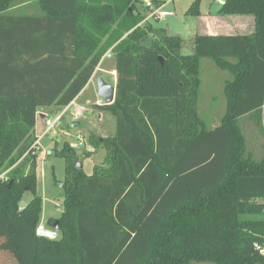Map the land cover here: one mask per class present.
<instances>
[{"label":"trees","instance_id":"1","mask_svg":"<svg viewBox=\"0 0 264 264\" xmlns=\"http://www.w3.org/2000/svg\"><path fill=\"white\" fill-rule=\"evenodd\" d=\"M14 1L0 0V173L10 170L0 179V258L264 264V156L254 159L238 124L254 114L264 133V0H224L218 15H250L254 31L196 34L188 55L179 36L144 21L143 0H32L44 15L17 18L7 13ZM187 13L199 15L195 1ZM107 51L115 98L97 108L112 115L113 136L92 142L105 155L91 175L66 143L54 148L65 162L63 210L47 225L59 238L39 239L37 112L78 100ZM204 58L231 77L212 129L197 108Z\"/></svg>","mask_w":264,"mask_h":264},{"label":"rangeland","instance_id":"2","mask_svg":"<svg viewBox=\"0 0 264 264\" xmlns=\"http://www.w3.org/2000/svg\"><path fill=\"white\" fill-rule=\"evenodd\" d=\"M144 1L138 4V10L141 14L148 15V9L144 8ZM152 1V0H148ZM163 5L165 11L171 12L173 16L161 20H149L153 27H164L168 34L179 36L182 39L181 54L188 55L192 52V43L196 33L201 32L203 25L201 19L219 18L225 19L224 24L208 20L205 24L208 27L206 31H213L220 34H250L255 29L254 18L250 15L220 16L218 10L223 2L220 0H157ZM156 1V2H157ZM197 4L199 15L189 14L188 9L191 4ZM38 7L32 0H15L8 10V14L24 13L28 9ZM203 23V22H202ZM222 26H221V25ZM114 65L113 59H105L99 70L93 78L82 96L71 104L68 108L58 109L56 107L46 108L43 113L55 117L63 112L60 123L53 132L41 138L39 147L35 151L36 157V182L37 194L41 197V215L39 224L50 228L46 222L57 220L63 210V191L61 184L65 178V162L60 156H55L54 148L60 151L63 144L66 143L73 149L77 162L85 175L93 173L94 166L100 165L103 161L105 150L103 145L95 148L92 142L97 139L110 138L114 133V119L110 113L97 108L99 105H105L104 102L96 96L97 75H102V79L109 85L114 86L115 81L109 74L110 68ZM200 79L198 98V112L204 120L208 129H212L220 124L225 113L226 100L223 94V87L226 81L231 79L228 72L220 70L207 58L200 60ZM97 69V68H96ZM98 101H101L98 103ZM240 130L245 137L247 147L252 151L255 160H260L264 156V133L258 126L256 115H246L238 120ZM43 126L38 124L36 131L40 135ZM82 136L85 145L76 146V138ZM37 146V145H36ZM88 155H85L87 154ZM90 154V155H89ZM24 159V158H23ZM26 160V159H25ZM21 161V160H20ZM19 161V162H20ZM28 162L24 165V172L29 170ZM10 171V170H9ZM0 173V179L8 177V172ZM31 199V194L25 192L19 206L24 207ZM6 260V257L0 258V264ZM11 264L10 261H5Z\"/></svg>","mask_w":264,"mask_h":264},{"label":"built area","instance_id":"3","mask_svg":"<svg viewBox=\"0 0 264 264\" xmlns=\"http://www.w3.org/2000/svg\"><path fill=\"white\" fill-rule=\"evenodd\" d=\"M144 8L148 9L149 13L148 15L145 17L144 21L147 20H161V19H165L167 17L173 16V14L171 12L165 11L163 9V5H155L152 1H148L145 0L144 1ZM105 59H111V53L110 51H107L103 57L101 58V60L99 61V64L97 67H99L100 65H102L103 61ZM109 74L112 76V79L115 81L116 80V72L115 71H110ZM93 77V76H92ZM91 77V78H92ZM91 80V79H90ZM101 101H98V103H100ZM42 115H44V119L42 122V126H43V131L39 137V139H37V141H35L32 145V148L34 149V151H36L37 148V144L38 141L45 137L46 135H48L49 132H53V130H55L57 128V126L60 123L61 117L63 115V112L56 115L55 117L53 116H49L46 113H43ZM76 146H83L85 145V140L82 136H78L76 138ZM35 235L36 237H38L39 239H43V240H47V241H57L58 240V233L56 230H54L53 228H47L42 224L37 225L36 229H35ZM260 252L262 254H264V248L260 250Z\"/></svg>","mask_w":264,"mask_h":264},{"label":"crops","instance_id":"4","mask_svg":"<svg viewBox=\"0 0 264 264\" xmlns=\"http://www.w3.org/2000/svg\"><path fill=\"white\" fill-rule=\"evenodd\" d=\"M220 2H222L221 0H220ZM164 4V3H163ZM9 15H11L12 17H23V16H25V17H42L43 15H44V13H43V11L40 9V7H33L32 9H28L26 12H24V13H18V14H9ZM202 21L200 22L203 26V29H202V31L201 32H198V33H196V34H203V35H217L215 32H213V31H206V30H208V27L206 26L205 27V24L206 23H209V21L208 20H213L214 22H219V23H221V24H224L225 22H224V20L225 19H219L218 17L217 18H211V19H201ZM203 22V23H202ZM220 24V25H221ZM222 26V25H221ZM104 62V61H103ZM100 67V66H99ZM99 67H97V69H95V72H94V74H93V77L91 78V80H89V82H88V84L86 85V87L83 89V91L81 92V95L79 96V98L82 96V94L85 92V90H86V88L89 86V85H91L92 84V82H93V78H94V76H95V74H96V71H98L99 70ZM110 71H112V68H110V70L108 71V72H110ZM78 98V99H79ZM76 102V100H74L71 104H74ZM70 104V105H71ZM69 105V106H70ZM68 106V107H69ZM67 107V108H68ZM45 109V108H44ZM43 108H41V109H39L38 110V112H37V117H36V123H35V128H34V136H35V141H37V139H39V137H40V135H37V133H36V131H37V129H38V124H39V122H40V125L42 126V121H41V119L39 118V116L41 115V114H43V110H44ZM62 113V112H61ZM47 114V113H46ZM60 114V113H59ZM40 141V140H39ZM39 141H38V144H37V148H36V150L38 149V147H39ZM36 154V153H35ZM40 222H44V221H40ZM46 224H47V222H46ZM55 229V228H54ZM58 233V232H57ZM58 235H59V233H58Z\"/></svg>","mask_w":264,"mask_h":264},{"label":"water","instance_id":"5","mask_svg":"<svg viewBox=\"0 0 264 264\" xmlns=\"http://www.w3.org/2000/svg\"><path fill=\"white\" fill-rule=\"evenodd\" d=\"M224 2V0H221ZM96 85H97V93L96 96L101 99L105 105H110L114 102L115 98V87L107 84L103 79L102 75H97L96 77ZM39 118L43 122L44 115H40ZM78 168H81V165L77 164ZM54 228H57V225L54 226Z\"/></svg>","mask_w":264,"mask_h":264}]
</instances>
